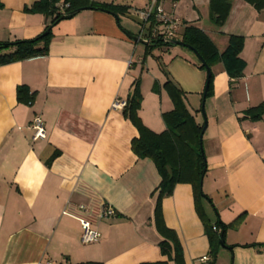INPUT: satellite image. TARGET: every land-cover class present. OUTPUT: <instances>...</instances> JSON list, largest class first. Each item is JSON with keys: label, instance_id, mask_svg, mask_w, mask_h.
<instances>
[{"label": "crops", "instance_id": "crops-1", "mask_svg": "<svg viewBox=\"0 0 264 264\" xmlns=\"http://www.w3.org/2000/svg\"><path fill=\"white\" fill-rule=\"evenodd\" d=\"M37 1L2 0L0 42L33 39L45 31L51 19L25 11ZM93 1L127 10L117 19L85 9L53 27L47 55L0 66V264L167 260L154 222L161 176L151 159L133 152L139 131L112 104L117 97L126 100L140 80L138 114L145 126L161 133L167 128L163 113L174 108L163 88L168 79L186 93L197 122L207 119L203 191L210 200L202 205L208 217L214 223L210 213L216 209L225 224L239 219L225 232V247L214 264H264V116L240 119L244 111L264 104V9L232 0L229 17L219 27L211 19L210 0ZM152 2L202 29L221 53L230 36L244 38L241 78L233 82L222 62L211 67L206 117L201 108L207 71L196 55L180 46L146 54L145 45L141 49L130 38L141 33L136 12ZM20 85L35 95L32 104L19 102ZM37 115L47 138L33 141L30 123ZM105 207L114 215L103 218ZM162 210L165 224L180 239L185 264H211L192 185L177 184ZM80 219L101 233L99 242L82 243ZM205 257L209 260L202 261Z\"/></svg>", "mask_w": 264, "mask_h": 264}, {"label": "trees", "instance_id": "trees-1", "mask_svg": "<svg viewBox=\"0 0 264 264\" xmlns=\"http://www.w3.org/2000/svg\"><path fill=\"white\" fill-rule=\"evenodd\" d=\"M244 1L253 5L258 11L264 9V0ZM209 7L213 23L221 27L229 17L232 0H210ZM0 8H3L2 0H0ZM85 9H100L119 16L126 12L127 7L112 3H97L93 0H39L33 5L26 7L25 11L39 12L46 15L51 19L49 25H47L42 34L33 39L0 42V66L47 55L53 37V27L60 21L72 18L78 14L72 15L73 12L78 10L81 12ZM183 25L184 30L179 33L181 38L177 39L197 50L208 66L212 67L218 62H222L233 82L244 75L246 64L241 58V52L244 47L243 37L230 36L228 47L221 53L202 29L185 23ZM46 31H49L47 35L44 34ZM157 47L160 49H170L173 45L165 42L161 37H157L152 40L151 44L145 45L146 54L151 53L152 49ZM197 63L201 69L206 70V66L198 59ZM213 79L214 73L212 71L209 78L207 97L212 94ZM163 88L169 94L174 105L171 111L163 113V119L167 126L165 131L156 133L150 130L144 125L138 114L143 100L140 80L134 83L133 90L126 99L127 104L122 110L124 117L131 120L139 131V136L132 141L133 152L139 158L151 159L161 176L160 185L156 190L157 204L154 222L163 238L160 248L163 256L167 257V260L142 264H168L169 261H174L175 264H185L184 251L180 239L177 233L165 224L162 210L163 199L171 195L176 185L181 183H188L193 187L196 209L200 219L203 221L210 241L213 259L211 264H214L218 250L221 247V235L223 234L225 242V232L229 227L237 226L239 219H236L231 224H225L219 217L214 223L208 217L202 205L204 199L210 200L203 191V177L207 172V161L201 149L200 135L204 128V123L197 122L194 114L186 104V93L175 83L168 79ZM154 89L157 92L160 91V87L156 85ZM17 98L19 102L30 105L33 103L35 95L30 92L27 86L20 85L17 89ZM263 116L264 104H261L244 111L240 119L259 121ZM215 227L218 230H215Z\"/></svg>", "mask_w": 264, "mask_h": 264}, {"label": "built area", "instance_id": "built-area-1", "mask_svg": "<svg viewBox=\"0 0 264 264\" xmlns=\"http://www.w3.org/2000/svg\"><path fill=\"white\" fill-rule=\"evenodd\" d=\"M136 19L141 26L140 36L147 40H153L157 37H161L163 40L177 39L180 28L183 25L181 19H179L172 12H167L161 5L156 2H152L143 9L136 12ZM126 100L117 97L112 104V109H120L126 106ZM30 128L33 130L32 140L37 141L47 138V130L43 118L39 115L35 116L30 123ZM80 209L85 211L86 208L81 206ZM114 215V210L111 207H105L102 212L103 218H108ZM82 233L81 241L85 245L94 244L101 240V233L93 228L90 221L86 219H80ZM217 230V228H214ZM202 261L209 260L208 257L201 259ZM48 264H53L49 262Z\"/></svg>", "mask_w": 264, "mask_h": 264}, {"label": "water", "instance_id": "water-1", "mask_svg": "<svg viewBox=\"0 0 264 264\" xmlns=\"http://www.w3.org/2000/svg\"><path fill=\"white\" fill-rule=\"evenodd\" d=\"M79 11L80 10L73 12L72 15H75L76 13H79ZM116 18L119 19V16L116 15ZM48 32L49 31H46L44 34L47 35ZM130 38L133 39L134 41H137V42L143 44V45H149V44L152 43V40H147V39H145L144 37H142L140 35H136V36L130 35ZM165 42H168V43L172 44L173 47H175V46H181V47H186V48L190 49L196 55L197 59L206 66L207 80H206L205 88H204V91H203V101H202V108H201L202 114L204 115V117H206L205 116V101H206V98H207V93H208V88H209V78H210V75L212 73L211 67L208 66L204 62L203 57L201 56V54L197 50H195L193 47L185 44L181 40H178V39H169V40H166ZM206 130H207V119L205 118L204 128H203L202 133L200 135V142H201V149H202V151H204L203 150V137H204V134H205ZM221 245L223 247H225V242H224V239H223V234L221 235Z\"/></svg>", "mask_w": 264, "mask_h": 264}, {"label": "rangeland", "instance_id": "rangeland-1", "mask_svg": "<svg viewBox=\"0 0 264 264\" xmlns=\"http://www.w3.org/2000/svg\"><path fill=\"white\" fill-rule=\"evenodd\" d=\"M131 28H132V30H133L134 32H135V31L138 32V29H136L135 26H132ZM176 38L180 39L181 36L178 35ZM143 47H144V45L140 43V48L143 49ZM178 47H179V46H178ZM180 47H181V46H180ZM181 48L184 49V50L186 49V48H184V47H181ZM154 50H155L156 52H159L160 50H163V48L160 49V48L157 47V48L152 49V51H154ZM200 115H201V114H200ZM217 214H218V212L215 211V210H213V212L210 213V215L212 216V218H214L215 220H217V217H218ZM212 220H213V219H212Z\"/></svg>", "mask_w": 264, "mask_h": 264}]
</instances>
